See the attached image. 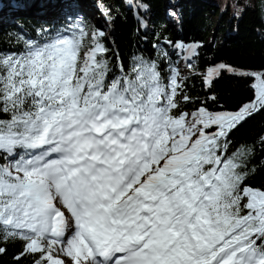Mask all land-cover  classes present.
Wrapping results in <instances>:
<instances>
[{"label": "snow or ice", "instance_id": "6c2138e0", "mask_svg": "<svg viewBox=\"0 0 264 264\" xmlns=\"http://www.w3.org/2000/svg\"><path fill=\"white\" fill-rule=\"evenodd\" d=\"M86 27L0 52V244L21 243L16 264H264V187L246 183L247 150L228 154L264 111V71L208 68L209 88L222 71L254 78V98L185 111L171 62L117 61L115 75L106 33ZM166 43L189 69L203 46Z\"/></svg>", "mask_w": 264, "mask_h": 264}, {"label": "trees", "instance_id": "16d2710c", "mask_svg": "<svg viewBox=\"0 0 264 264\" xmlns=\"http://www.w3.org/2000/svg\"><path fill=\"white\" fill-rule=\"evenodd\" d=\"M37 1L0 0V52L23 50L24 42L38 39L40 30L62 31L81 18L87 31L89 22L78 1H69L65 11L62 8L54 13H44L42 0ZM96 4L100 13L107 15L106 21L102 20L106 33L102 42L109 49L106 58L115 75L120 74L117 61L128 71L137 57L155 61L166 74L169 62L177 69L180 59L189 63L183 52H177L166 41L197 42L203 45L198 49L199 57L193 58V68L182 76L187 78L186 92L192 97L191 103L184 105L185 111H195L201 104L210 111H235L254 98V78L222 71L209 88L203 76L208 68L219 64L237 71H264V20L256 0L251 4L247 0H174L168 6L163 0H98ZM209 12L218 14L215 23L209 20ZM160 50L168 52L170 59L165 60ZM211 96L216 97L215 103L209 99ZM262 138L264 111L229 135L228 154L247 150L246 183L256 188L264 187ZM0 246L6 248L0 254V264H16L21 243L13 241ZM22 264H32L31 257L22 260Z\"/></svg>", "mask_w": 264, "mask_h": 264}, {"label": "rangeland", "instance_id": "374dc122", "mask_svg": "<svg viewBox=\"0 0 264 264\" xmlns=\"http://www.w3.org/2000/svg\"><path fill=\"white\" fill-rule=\"evenodd\" d=\"M62 1H63L62 6L59 5L58 7H56L55 4L58 3V0H52V1L51 0H42L43 3L41 5L43 6L44 13L47 12V10L49 13L52 12V11H49L51 8L56 9L55 11H57V12H59L62 8L65 11V9H67V5H68L69 1L71 2L72 0H62ZM76 1H78V3L82 6V7L81 6H79V7H80V9H82V12H84L83 15H85L87 17V21L89 22V26L87 28V31L92 30V29H97V28L104 31V25H103L102 20H105V16H107V15H106V12L100 13V11L98 10L97 4H96V2H98V0H76ZM163 1H164V3H166V6H168L174 2V0H163ZM247 1L251 4L255 0H247ZM82 3H84V6ZM256 3H257V7L259 9L260 16L264 20V0H256ZM86 7H87V9H85ZM208 18H209V20H212L213 23H215L216 20L218 19V14H212L209 12ZM184 58H185V55H184ZM178 66H179L178 69L180 71L181 76H184L185 74H187V72H188L187 63L183 59H180V63ZM249 71L259 72L257 70H249ZM256 83H258V82L255 80L254 84H256Z\"/></svg>", "mask_w": 264, "mask_h": 264}, {"label": "bare ground", "instance_id": "6f19581e", "mask_svg": "<svg viewBox=\"0 0 264 264\" xmlns=\"http://www.w3.org/2000/svg\"><path fill=\"white\" fill-rule=\"evenodd\" d=\"M62 2H63L62 0H58V3H56L55 6H56V7H58L59 5L62 6V4H63ZM42 3H43V2L41 1V4H42ZM84 3H85V2H84ZM84 3H82L83 6H84ZM85 9H87V7H86ZM55 10H56V9H52V8H51L49 11H52V12H50V13H54ZM47 11H48V10H47ZM55 12H57V11H55Z\"/></svg>", "mask_w": 264, "mask_h": 264}]
</instances>
